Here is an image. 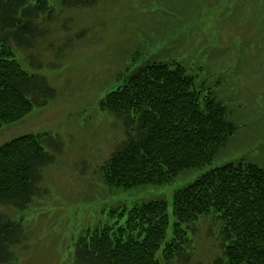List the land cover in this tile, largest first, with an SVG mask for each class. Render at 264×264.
<instances>
[{
  "label": "rangeland",
  "instance_id": "374dc122",
  "mask_svg": "<svg viewBox=\"0 0 264 264\" xmlns=\"http://www.w3.org/2000/svg\"><path fill=\"white\" fill-rule=\"evenodd\" d=\"M49 2V21L39 22L47 29L32 47H21L11 36V43L4 41L0 32L20 65L56 91L44 106L3 126L0 146L44 132L60 135L65 144L57 163L42 171V195L24 209L0 206V213L21 225L12 264H74L83 237L122 225L134 206L164 199L172 222L174 193L206 171L240 160L264 168V0H101L88 8ZM143 59L181 63L198 86L230 109L239 131L212 164L170 185L111 193L98 167L126 133L98 103L122 84L120 71ZM202 221L187 229L195 239L192 264H213L221 254L220 226L211 217Z\"/></svg>",
  "mask_w": 264,
  "mask_h": 264
},
{
  "label": "trees",
  "instance_id": "16d2710c",
  "mask_svg": "<svg viewBox=\"0 0 264 264\" xmlns=\"http://www.w3.org/2000/svg\"><path fill=\"white\" fill-rule=\"evenodd\" d=\"M56 1L63 8H88L101 0ZM51 10L49 0H0V32L6 36L2 39L11 43V36L21 47H32L34 38L47 29L39 22L49 21ZM4 41L0 130L56 97L47 79L26 71ZM118 74L122 84L98 103L99 111L121 121L126 133L98 167L111 193L170 185L212 164L238 134L230 109L212 91L205 92L204 85L198 86L176 60L143 59L138 67ZM64 147L60 135L49 132L23 135L0 146V206L24 209L42 195V171L57 163ZM172 207V222L164 199L125 209L122 225L102 227L78 242L74 264H192L195 239L187 229L207 217L214 227L219 224L222 236L221 254L213 264H264L262 166L240 160L206 171L174 193ZM20 227L0 213V264H12Z\"/></svg>",
  "mask_w": 264,
  "mask_h": 264
}]
</instances>
